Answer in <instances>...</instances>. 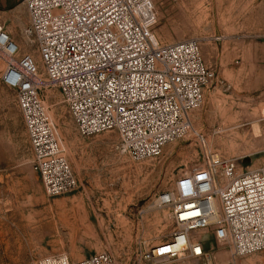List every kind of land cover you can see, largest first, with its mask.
I'll list each match as a JSON object with an SVG mask.
<instances>
[{
    "label": "built area",
    "instance_id": "obj_1",
    "mask_svg": "<svg viewBox=\"0 0 264 264\" xmlns=\"http://www.w3.org/2000/svg\"><path fill=\"white\" fill-rule=\"evenodd\" d=\"M23 3L28 25L21 36L34 45L37 60L21 54L0 25V84L14 95L30 169L48 198L71 193L77 184L42 90L60 94L81 137L115 132L120 150L135 162L160 157L186 136L206 147L190 116L201 108L215 73L197 40L159 43L153 0ZM153 206L171 211L174 228L165 242L141 251L135 264H235L264 250V167L239 173L234 160L210 155L177 177ZM31 264L116 263L99 253L75 261L53 254Z\"/></svg>",
    "mask_w": 264,
    "mask_h": 264
},
{
    "label": "rangeland",
    "instance_id": "obj_2",
    "mask_svg": "<svg viewBox=\"0 0 264 264\" xmlns=\"http://www.w3.org/2000/svg\"><path fill=\"white\" fill-rule=\"evenodd\" d=\"M153 1L159 43L197 40L205 65L215 73L201 108L190 116L206 147L186 136L167 145L160 157L135 162L122 153L115 132L81 137L60 94L42 90L40 100L77 185L53 198L40 185L45 203L40 197L39 204L38 184L20 192L0 182V214L9 212L12 218L0 219V264H31L53 254L75 261L99 253L109 254L116 264H135L141 251L165 242L173 231L171 211L153 203L173 189L177 177L210 155L234 160L239 173L264 167V0ZM214 37L222 39L214 42ZM16 44L21 54L37 60L34 45L22 37ZM0 92L14 97L1 84ZM22 151L15 141L1 139L0 168L8 173L0 176L10 177L8 168L16 166L33 173L31 151ZM77 217L87 229L72 237L67 225ZM235 264H264V250Z\"/></svg>",
    "mask_w": 264,
    "mask_h": 264
},
{
    "label": "crops",
    "instance_id": "obj_3",
    "mask_svg": "<svg viewBox=\"0 0 264 264\" xmlns=\"http://www.w3.org/2000/svg\"><path fill=\"white\" fill-rule=\"evenodd\" d=\"M24 0H0V25L10 34L12 40L17 43L20 40L22 30L28 25V16L23 3ZM5 89V88H4ZM13 95V94H12ZM4 138L5 141L16 142V145H20L24 150L30 152L29 141L27 133L21 119L20 112L16 106L14 97L10 99V95L0 92V142ZM2 155V154H1ZM0 174L8 173L5 168H0ZM11 175L0 176V182L7 187L12 184L17 188H21L20 192L28 190L29 184L33 186L37 185L40 196L38 203H45V196L42 193V185L39 184L38 177L29 172L22 166H16L15 168H8ZM11 169L15 171L11 172ZM41 185V186H40ZM13 214V212H11ZM9 212L0 214L1 220H12ZM17 218H13V220ZM40 229V228H39Z\"/></svg>",
    "mask_w": 264,
    "mask_h": 264
},
{
    "label": "bare ground",
    "instance_id": "obj_4",
    "mask_svg": "<svg viewBox=\"0 0 264 264\" xmlns=\"http://www.w3.org/2000/svg\"><path fill=\"white\" fill-rule=\"evenodd\" d=\"M255 131V130H254ZM257 131V130H256ZM255 131V132H256ZM76 217V216H75ZM73 222V220H72ZM65 223V222H64ZM70 229L72 237H79L82 236L85 230L87 229V225L83 222L80 218H76L74 224L72 226L67 225ZM51 229V228H50ZM53 230V229H52ZM60 232V231H59Z\"/></svg>",
    "mask_w": 264,
    "mask_h": 264
}]
</instances>
